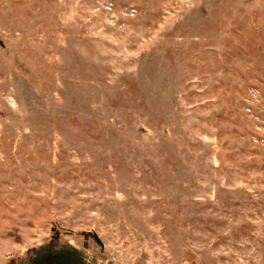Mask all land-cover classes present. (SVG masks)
<instances>
[{
	"label": "rangeland",
	"instance_id": "374dc122",
	"mask_svg": "<svg viewBox=\"0 0 264 264\" xmlns=\"http://www.w3.org/2000/svg\"><path fill=\"white\" fill-rule=\"evenodd\" d=\"M0 264H264V0H0Z\"/></svg>",
	"mask_w": 264,
	"mask_h": 264
}]
</instances>
